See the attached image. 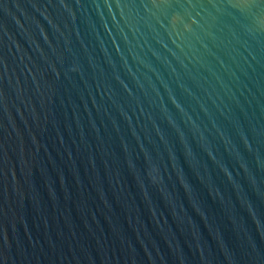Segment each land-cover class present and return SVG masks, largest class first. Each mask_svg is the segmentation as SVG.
<instances>
[{
    "label": "water",
    "instance_id": "1",
    "mask_svg": "<svg viewBox=\"0 0 264 264\" xmlns=\"http://www.w3.org/2000/svg\"><path fill=\"white\" fill-rule=\"evenodd\" d=\"M0 264H264V0H0Z\"/></svg>",
    "mask_w": 264,
    "mask_h": 264
}]
</instances>
